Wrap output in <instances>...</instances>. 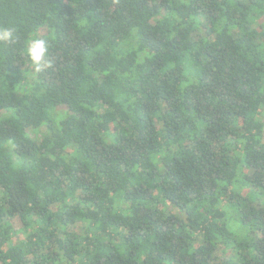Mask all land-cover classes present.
I'll return each mask as SVG.
<instances>
[{
    "label": "trees",
    "instance_id": "trees-1",
    "mask_svg": "<svg viewBox=\"0 0 264 264\" xmlns=\"http://www.w3.org/2000/svg\"><path fill=\"white\" fill-rule=\"evenodd\" d=\"M9 25L0 264H264V0H0Z\"/></svg>",
    "mask_w": 264,
    "mask_h": 264
},
{
    "label": "clouds",
    "instance_id": "clouds-1",
    "mask_svg": "<svg viewBox=\"0 0 264 264\" xmlns=\"http://www.w3.org/2000/svg\"><path fill=\"white\" fill-rule=\"evenodd\" d=\"M16 40L17 29L15 25L0 27V44H15ZM24 43L23 55L27 57L36 73L41 72L45 67H51L49 42L46 38H41L32 32L26 37Z\"/></svg>",
    "mask_w": 264,
    "mask_h": 264
},
{
    "label": "rangeland",
    "instance_id": "rangeland-1",
    "mask_svg": "<svg viewBox=\"0 0 264 264\" xmlns=\"http://www.w3.org/2000/svg\"><path fill=\"white\" fill-rule=\"evenodd\" d=\"M30 136H33V134L30 133ZM37 138H40V135H37ZM234 228L236 227V224L233 225Z\"/></svg>",
    "mask_w": 264,
    "mask_h": 264
}]
</instances>
